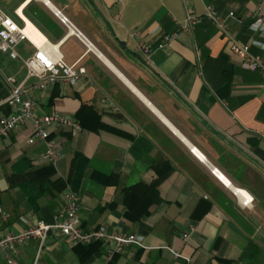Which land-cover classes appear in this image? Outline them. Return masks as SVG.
<instances>
[{"label": "crops", "instance_id": "crops-1", "mask_svg": "<svg viewBox=\"0 0 264 264\" xmlns=\"http://www.w3.org/2000/svg\"><path fill=\"white\" fill-rule=\"evenodd\" d=\"M258 1L0 0L5 14L20 25L23 17L53 44L67 33L59 19L65 17L82 40L67 36L59 51L69 64L79 59L87 73L74 86L29 90L36 116L58 111L80 122L74 135L68 127L49 128L61 154L54 163L44 158L43 141L27 143L28 121L0 138V208L9 215L1 232L22 230V216L52 223L72 190L83 228L144 236L110 264H264V78L229 51L231 38L261 39L249 28ZM207 6L227 20L226 33L207 21L183 28L187 12L202 14ZM140 43L154 50L151 61ZM16 50L22 58L34 52L27 41ZM251 52L264 56L257 47ZM0 71L25 76L23 63L5 55ZM7 96L0 77V117L15 110L4 103ZM237 189L252 198L250 206ZM39 246L35 239L21 246L18 264L105 261L103 245L82 259L81 246L55 232L41 252ZM5 256L0 251V264Z\"/></svg>", "mask_w": 264, "mask_h": 264}, {"label": "built area", "instance_id": "built-area-1", "mask_svg": "<svg viewBox=\"0 0 264 264\" xmlns=\"http://www.w3.org/2000/svg\"><path fill=\"white\" fill-rule=\"evenodd\" d=\"M55 15L59 16V12H55ZM233 16V12L228 14L229 18ZM20 19L22 21L21 25L0 9V55H5L10 60H20L25 67V76L21 80H17L14 76L0 71V77L8 88V96L4 103L15 108L14 112L0 117V138L8 136L18 126L28 121L30 123V132L27 143L32 144L36 141H43L46 145L44 158L54 163L61 157V154L55 149L49 128L52 126L68 127L74 135L81 128L80 122L76 118L58 111L41 117L36 116L34 113L36 104L30 97L29 90L31 88L37 90L45 89L55 84L74 86L80 78L86 76L85 67L78 65L79 59L69 64L63 59L59 51L60 43L67 36L73 35L81 40L82 36L78 31L70 27L65 17L59 16L61 23L67 27V33L61 41L53 44L35 26L28 23L26 19L23 17H20ZM203 21H207L223 33L227 32V20L222 18L212 6H207L202 14L187 12L183 28L191 29ZM29 28L32 30L34 37L29 36L27 32ZM249 28L253 35H257L261 39L258 40L254 37L247 43H241L231 38L229 51L239 59L242 68L259 72L264 78V56L251 52L252 47H257L264 51V0L258 1L254 9L253 21L250 23ZM173 37L174 34L166 35L164 42L159 45V48L164 47ZM24 41L29 42L33 46L34 52L22 58L16 48ZM140 49L144 57L151 61V56L154 52L152 47L147 43H140ZM31 78L36 79V83L32 87L27 85V81ZM190 150L200 161H205V158L195 148ZM210 171L222 181L216 168H210ZM62 198L63 206L59 213L54 216L52 223L38 222L33 224L28 218L22 216L20 220L25 226L22 230L15 232H1V224L7 222L9 215L0 208V251L6 254V264H18L17 255L19 248L31 240L35 239L40 242L39 252L43 242L52 232L57 233L72 244L100 243L106 250L103 264H110L115 255H120L127 249L139 247L143 244L144 236L139 233L119 232L104 225L89 229L83 228L80 223L78 195L72 190H67ZM251 201L252 198L246 195L242 198L244 206H250ZM188 236V233H183L181 235L182 240L186 241ZM173 257L175 259L181 258L180 252L174 251ZM183 264H188V260L186 259Z\"/></svg>", "mask_w": 264, "mask_h": 264}, {"label": "trees", "instance_id": "trees-1", "mask_svg": "<svg viewBox=\"0 0 264 264\" xmlns=\"http://www.w3.org/2000/svg\"><path fill=\"white\" fill-rule=\"evenodd\" d=\"M100 243H91V244H87V245H81V244H77L79 246H81V250L78 252L80 255V258L83 259V256L86 252H91V251H95Z\"/></svg>", "mask_w": 264, "mask_h": 264}, {"label": "bare ground", "instance_id": "bare-ground-1", "mask_svg": "<svg viewBox=\"0 0 264 264\" xmlns=\"http://www.w3.org/2000/svg\"><path fill=\"white\" fill-rule=\"evenodd\" d=\"M29 23V22H28ZM28 34H29V36H31V37H34V34L32 33V30L29 28L28 29ZM219 176L221 177V179H222V181L226 184V185H228V186H230V183L226 180V179H224V177H223V175L219 172ZM236 191V193L239 195V196H244V195H246V196H248L249 197V195L248 194H246V192H244V191H242V190H239V189H237V190H235Z\"/></svg>", "mask_w": 264, "mask_h": 264}, {"label": "water", "instance_id": "water-1", "mask_svg": "<svg viewBox=\"0 0 264 264\" xmlns=\"http://www.w3.org/2000/svg\"><path fill=\"white\" fill-rule=\"evenodd\" d=\"M105 23L107 24V26H108L109 29L111 30V34H112V36L114 37V39L119 43V45H120L122 48H124V46H125V41H123V40H119V39L117 38V36H116V34H115L113 28H112L111 25L108 23V21H105Z\"/></svg>", "mask_w": 264, "mask_h": 264}, {"label": "rangeland", "instance_id": "rangeland-1", "mask_svg": "<svg viewBox=\"0 0 264 264\" xmlns=\"http://www.w3.org/2000/svg\"><path fill=\"white\" fill-rule=\"evenodd\" d=\"M39 252H41V251H39Z\"/></svg>", "mask_w": 264, "mask_h": 264}]
</instances>
